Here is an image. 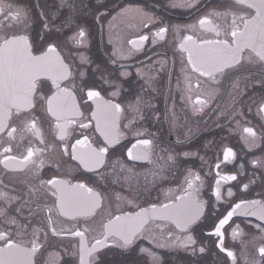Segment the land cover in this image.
<instances>
[{
    "label": "flooded vegetation",
    "instance_id": "af4514ba",
    "mask_svg": "<svg viewBox=\"0 0 264 264\" xmlns=\"http://www.w3.org/2000/svg\"><path fill=\"white\" fill-rule=\"evenodd\" d=\"M177 2L181 6L172 7L173 0H0L6 12L11 9L12 14H17L14 30L28 37L34 55L46 50L50 43L56 44L75 76L77 103L83 113L74 118L76 122L69 125L68 136L61 141L56 135L55 121L37 106L32 113L44 143L31 133L21 139L18 132L17 139L11 142L13 151L4 155H24L27 146L42 149L33 157L37 164L44 161L38 175L34 177L29 170L13 172L0 164V190L15 197L9 204L0 201V207L17 221L10 224L0 217V231L30 246L33 228L42 229L35 264H79L80 237L67 233L52 236L47 223L49 215L57 233L87 226L85 239L94 243L109 215L135 213L141 208L150 209L153 204L159 207L172 202L175 196L186 194V178L196 175L200 179L194 180L192 194H198L204 210L191 229L194 245L182 246L185 233L173 226H166L161 232L156 225L166 222L155 221L152 234L138 237L127 249L109 241L96 254V264H264L259 253V248L264 246V231L260 230L264 221L239 214L255 210L252 205L237 210L221 230L223 247L233 257L220 251V237L209 234L214 233L219 219L235 203L264 202V113L258 112L264 101V64L243 60L226 70L227 74L217 82L183 71L182 58L186 64L187 53H181L179 46L185 43L184 37L213 38L211 32L200 28L199 19L208 16L219 23L215 15L209 14L238 11V8L234 2L230 8L231 0H193L192 7L183 6L187 0ZM7 23V17L0 16V24ZM191 25L196 27L189 28ZM161 26L168 31L157 37L154 34ZM81 29L86 35L82 44H76L70 37ZM141 35L149 39L141 42ZM132 40L137 43L133 45ZM81 72L83 78L79 76ZM82 82L95 85L105 100L118 103L123 109L118 120L119 142L108 148L104 166L95 172H85L70 155L64 154L65 144L70 153L71 144L84 135L93 146L106 147L103 137L95 131V121L91 120L89 105L92 108L95 105L80 99L84 95ZM43 91L48 92V88ZM197 99L205 101L204 105L196 104ZM13 120L20 125L15 117ZM81 120L92 126L80 128ZM245 127H251L256 137L245 133ZM144 139L151 141L147 148L137 144ZM134 144H137L135 148ZM7 145L5 136L0 153ZM226 148L234 152L227 162L224 161ZM129 149L134 155L145 154V158L130 160ZM29 168L35 170L32 165ZM228 175L236 179H220ZM51 178L73 183L79 178L100 194L101 207L95 216L87 218L86 225L83 220L77 222L58 215L55 209L51 213L47 211L54 197H46L39 182ZM217 180H220L219 200L214 194ZM201 247L204 252L199 251Z\"/></svg>",
    "mask_w": 264,
    "mask_h": 264
},
{
    "label": "snow or ice",
    "instance_id": "6c2138e0",
    "mask_svg": "<svg viewBox=\"0 0 264 264\" xmlns=\"http://www.w3.org/2000/svg\"><path fill=\"white\" fill-rule=\"evenodd\" d=\"M233 2L238 11L229 10L209 14L215 15L220 20L219 23H214L208 16L199 19L200 28L211 32L213 38H194L193 35L184 37L185 43H181L179 46L181 53H187L186 64L183 63L182 58L183 71L195 73L198 74V77H205L212 82H217L221 76L227 74L226 70L235 68L243 60L264 64V0H231L230 8ZM178 6L181 4L177 0H173L172 7ZM183 6H194L193 0H187ZM136 11L139 12V10ZM0 16H5L8 19L7 24H0V144L4 143L5 136L8 139V145L3 147V153L0 155L13 151L11 142L17 139L16 134L18 132L21 134V139L26 138V134L31 133L40 139L41 143H44L42 133L37 127V118L32 113V110L37 106L55 121L54 127L57 130V138L61 141L65 140L68 136L69 125L76 122L74 118L83 116L77 103L75 91L77 84L71 66L60 56L55 43H50L46 50L41 51L39 55H34L28 37L14 30L13 21L18 19L17 14H12L11 9L6 12L4 7L0 5ZM229 17H231L230 22ZM45 27L47 28L48 25L45 24ZM188 27L195 28L196 26ZM167 31L168 28L161 26L154 35L163 37ZM177 31H179L178 28ZM85 35V31L81 29L70 39L76 44H82ZM148 39L147 35L139 37L141 42ZM130 43L135 45L137 41L132 40ZM81 60L84 62L83 57ZM79 76L83 78L84 73H79ZM187 79H189L188 76H186ZM47 82H50V86ZM45 87L48 88V92L43 91ZM80 87L84 92L80 99L84 100L85 103L91 101L92 105H95L94 108L89 105L91 120L95 121V131L103 137L106 147L97 148L93 146L89 137L84 135L83 138H77L71 144L70 153L69 146L65 144L64 154L70 155L71 159L77 162L78 167L85 172H95L104 166L108 148L119 142L121 133L118 120L123 109L120 104L105 100L101 96V92L96 90L95 85L82 82ZM113 95H117V93L113 92ZM195 103L203 106L205 101L197 99ZM258 112L264 113V101L261 102ZM14 117L20 121L22 127L14 123ZM91 126L90 122L85 123L83 120L79 122V127L82 129ZM243 131L251 137H256V133L251 127H245ZM137 144L147 148L151 145V141L147 139L138 140ZM137 144H134L133 148ZM29 145H31V140H29ZM37 151L43 150L27 146L26 154L20 156L4 155V158L0 159V164L13 172L32 171L35 177L38 175L39 168L44 164L43 160L37 164L33 159ZM233 157L232 149L226 148L224 161L227 162ZM128 158L140 160L145 158V154L137 153L134 155L132 149H129ZM30 165L34 166L35 170L30 169ZM216 166L219 167V164ZM199 179L198 175L194 178H186L187 188L184 189L186 194L175 196L172 202L162 203L159 207L153 204L150 209L141 208L135 213L109 215L107 222L102 224L101 236L94 238V243L85 239V234L89 231L87 226L82 230L76 227L74 229H62L61 233H57L55 227L52 226L51 215L47 217V223L52 236L67 233L80 237L77 253L79 264H96V254L101 248L107 247L109 241L121 248H129L138 237L152 234L151 226L155 221L166 222L164 225H156L161 229V232H163L164 227L173 226L185 233L183 241H181L182 246L194 245L196 241L190 234L191 229L200 220L204 210V202L198 198V194L195 196L192 194L194 180ZM220 179L224 181L235 180L236 176H222ZM39 183L46 197L48 195L54 197L52 206H46L49 213L55 209L58 215L72 221L83 220L86 225L87 218L95 216L96 210L101 207L100 194L79 178L76 183L60 178L41 180ZM219 185L220 180H217L214 193L217 200L220 199ZM244 188L246 189L247 185H244ZM231 195L232 193L229 191V196ZM14 199L15 197L0 190V201L9 204ZM248 205H252L255 210H245L239 214L256 216L257 219L264 221V202L258 200L241 201L235 203L224 218L219 219L218 224L214 227V233H209L221 238L218 247L221 252H226L228 257H233V253L223 247L221 230L237 214V210L246 209ZM6 212L5 208L0 207V217H5L10 224H17L16 219L7 216ZM41 230L33 228L32 239L29 241L30 246H25L22 239L17 242L6 231H0V241L3 242V245L0 246V264H35L34 257L41 248V244L38 243ZM260 230L264 231V227H261ZM236 232L237 230L234 229V237ZM17 235L20 236L21 233L18 231ZM167 235L170 237L172 231L169 230ZM44 239H47L46 233ZM199 251L204 252V248L201 247ZM259 253L261 257H264V246L259 248Z\"/></svg>",
    "mask_w": 264,
    "mask_h": 264
}]
</instances>
